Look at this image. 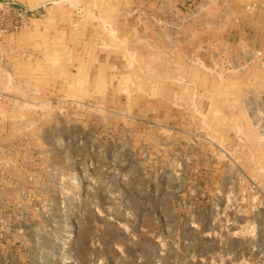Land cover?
Here are the masks:
<instances>
[{"label":"rangeland","instance_id":"1","mask_svg":"<svg viewBox=\"0 0 264 264\" xmlns=\"http://www.w3.org/2000/svg\"><path fill=\"white\" fill-rule=\"evenodd\" d=\"M236 1L0 0V264H264V0Z\"/></svg>","mask_w":264,"mask_h":264},{"label":"crops","instance_id":"2","mask_svg":"<svg viewBox=\"0 0 264 264\" xmlns=\"http://www.w3.org/2000/svg\"><path fill=\"white\" fill-rule=\"evenodd\" d=\"M180 1L182 2V0H142L144 6H146L147 8V15H164V14H170L171 12L175 11V7L180 3ZM184 2V1H183ZM237 4L239 5V3L241 2V4H243L244 2H246L245 0H237L236 1ZM243 9V8H242ZM260 10H258V12H253V11H246V12H240L239 14H237L236 16V20L242 24L246 23L244 27H240V33H247V28L248 25H250L252 23V25L254 26H260V24L258 23V21H261V18L257 19L258 16H260L259 13ZM223 14V13H222ZM225 14V13H224ZM228 17H232L233 15H230L229 12L226 13ZM220 19H216V20H212L209 17H204V19L208 22V23H215L217 24H225L226 21L228 19H224V16H218ZM225 20V21H224ZM205 21V22H206ZM214 24V25H215ZM225 26V25H224ZM222 27V26H221ZM214 30V29H212ZM169 45V44H168Z\"/></svg>","mask_w":264,"mask_h":264}]
</instances>
